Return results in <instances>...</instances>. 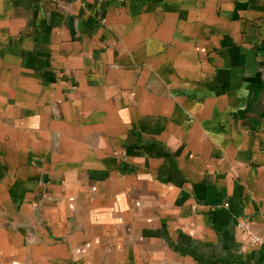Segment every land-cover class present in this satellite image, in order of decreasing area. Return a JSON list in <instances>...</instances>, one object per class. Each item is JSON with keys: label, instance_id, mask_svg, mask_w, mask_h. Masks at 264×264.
<instances>
[{"label": "crops", "instance_id": "crops-1", "mask_svg": "<svg viewBox=\"0 0 264 264\" xmlns=\"http://www.w3.org/2000/svg\"><path fill=\"white\" fill-rule=\"evenodd\" d=\"M264 0H0V264H264Z\"/></svg>", "mask_w": 264, "mask_h": 264}, {"label": "built area", "instance_id": "built-area-1", "mask_svg": "<svg viewBox=\"0 0 264 264\" xmlns=\"http://www.w3.org/2000/svg\"><path fill=\"white\" fill-rule=\"evenodd\" d=\"M78 1H80L81 3H83V0H78ZM250 240L252 242L261 243L264 246V236H262V237H251Z\"/></svg>", "mask_w": 264, "mask_h": 264}]
</instances>
